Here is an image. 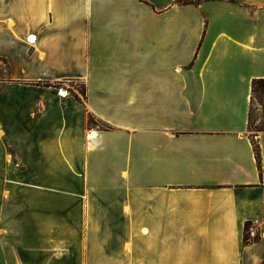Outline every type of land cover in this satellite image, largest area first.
Wrapping results in <instances>:
<instances>
[{
	"label": "crops",
	"instance_id": "obj_1",
	"mask_svg": "<svg viewBox=\"0 0 264 264\" xmlns=\"http://www.w3.org/2000/svg\"><path fill=\"white\" fill-rule=\"evenodd\" d=\"M0 75L3 114L27 118L36 143L58 118L107 125L84 133L82 156L83 180L106 194L70 196L90 220L119 201V227L89 233L117 250L126 229L120 264H264V237L244 240L255 220L264 231V132L249 130L264 0H0ZM47 83H84L87 99ZM13 84L24 105L4 98ZM45 231L41 264H74L80 232Z\"/></svg>",
	"mask_w": 264,
	"mask_h": 264
},
{
	"label": "rangeland",
	"instance_id": "obj_2",
	"mask_svg": "<svg viewBox=\"0 0 264 264\" xmlns=\"http://www.w3.org/2000/svg\"><path fill=\"white\" fill-rule=\"evenodd\" d=\"M1 77L3 76L0 75V79ZM56 84L69 93H77L78 99L85 103L87 96L83 93L86 88L84 83ZM2 92L4 98L16 100L17 105H24L27 100L25 90L16 84ZM6 110L10 112L8 103ZM88 120L89 115L86 123L79 118H70L67 121L58 118L56 123L48 124L47 136L38 139L36 143V140L30 139L25 127L27 118H8L0 107V121L10 123L8 135L6 133L0 138V166L4 159L8 164L6 170H0V218L6 221L0 220V235L6 234L10 227L14 230L12 234L4 235L0 241V255L3 254L5 264H41L44 259V252L39 245L42 242L41 235L50 225L75 227L80 232L77 236L80 248L74 250V264H120L118 259L128 237L127 230L124 229L126 235L121 234V229L115 235L118 238L114 242L117 250L106 247L105 234L100 228L95 236L89 233V228L92 231V227H119L116 220L119 217V201L106 197L102 201L103 214H97L96 218L90 220L89 214L81 210V205L88 204H82L83 200L80 202V199L70 196L106 194L103 187L90 191L83 180L82 156L83 150L88 146V138L84 137V133L107 127L96 118L91 125ZM250 132L252 135L260 133L255 130ZM13 197L17 199L16 204H8ZM90 242H95L98 250L94 252L90 249Z\"/></svg>",
	"mask_w": 264,
	"mask_h": 264
},
{
	"label": "trees",
	"instance_id": "obj_3",
	"mask_svg": "<svg viewBox=\"0 0 264 264\" xmlns=\"http://www.w3.org/2000/svg\"><path fill=\"white\" fill-rule=\"evenodd\" d=\"M57 86V84H50ZM84 95L87 96V89H84ZM74 95L78 98V94L74 92ZM256 113H258V117L256 118ZM94 116L89 114V124H92V120ZM249 130H255L258 132H264V78H255L252 82V97L249 111ZM254 148L256 151V155L258 161L261 163V152L260 145L254 139ZM245 241H248L247 234L245 235Z\"/></svg>",
	"mask_w": 264,
	"mask_h": 264
},
{
	"label": "built area",
	"instance_id": "obj_4",
	"mask_svg": "<svg viewBox=\"0 0 264 264\" xmlns=\"http://www.w3.org/2000/svg\"><path fill=\"white\" fill-rule=\"evenodd\" d=\"M31 36L34 35H30V37ZM30 42H32L31 39ZM258 225H259V220H255L246 226V234L249 240L255 239L259 236L264 237V231L261 232L258 228Z\"/></svg>",
	"mask_w": 264,
	"mask_h": 264
},
{
	"label": "bare ground",
	"instance_id": "obj_5",
	"mask_svg": "<svg viewBox=\"0 0 264 264\" xmlns=\"http://www.w3.org/2000/svg\"><path fill=\"white\" fill-rule=\"evenodd\" d=\"M33 37V38H32ZM35 36H31L29 39H31V41L33 42L34 41V38ZM61 94L62 95H67L68 93L65 91V90H61Z\"/></svg>",
	"mask_w": 264,
	"mask_h": 264
}]
</instances>
